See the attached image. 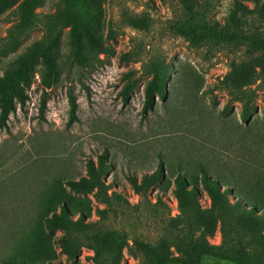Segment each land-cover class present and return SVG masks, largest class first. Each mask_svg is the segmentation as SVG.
<instances>
[{
    "label": "rangeland",
    "instance_id": "rangeland-1",
    "mask_svg": "<svg viewBox=\"0 0 264 264\" xmlns=\"http://www.w3.org/2000/svg\"><path fill=\"white\" fill-rule=\"evenodd\" d=\"M20 2L4 0L0 11V79L38 44L51 47L59 75L46 87L39 57L23 87L24 104L16 103L0 129V264H95L89 239L106 232L123 238L119 264H146L136 241L173 259L182 225L178 175L203 213L198 232L226 247L202 169L217 181L224 202L255 222L246 223L255 236L264 235V51L188 40L171 29L208 24L223 33L259 34L264 0H84L101 50L84 38L82 63L58 20L63 0H43L24 32L16 31ZM134 18H146L148 28L132 27ZM155 77L160 92L144 112ZM69 94L77 104L72 123ZM88 163L104 189L69 187L67 181L88 177ZM62 205L85 226H48ZM63 236L76 245L73 257ZM257 239L245 238L253 241L246 242L252 255L264 252Z\"/></svg>",
    "mask_w": 264,
    "mask_h": 264
},
{
    "label": "trees",
    "instance_id": "trees-1",
    "mask_svg": "<svg viewBox=\"0 0 264 264\" xmlns=\"http://www.w3.org/2000/svg\"><path fill=\"white\" fill-rule=\"evenodd\" d=\"M239 3V1H236L235 5ZM42 4L43 0H21L18 6L20 17L16 31L24 32L31 28L34 23L35 10L41 7ZM63 4V10L58 20L61 22L63 28H69V44L73 49L74 58L78 63H82L84 57L81 55V51L85 48L83 43L84 38L93 48L101 50V45L94 37L89 20L85 15L84 0H63ZM3 6L4 0H0V11L3 10ZM260 15L263 31L259 34L223 33L208 24L192 27L177 23L171 29L174 34L188 40L209 41L218 45L232 46L233 48L243 46L264 51V6L260 9ZM229 16L231 22L237 25L238 17L235 9L230 12ZM129 23L136 29L145 30L148 28L146 18L129 19ZM50 48L44 49L38 44L30 57L26 55L19 58V65L15 72L9 73L0 79V129L6 127L9 114L16 109V103L20 105L24 104L23 87L27 82L29 72L37 64L39 57L42 58L46 66V74L43 80L45 86L50 87L52 82H57L59 72L50 53ZM37 50L41 51L40 55H36ZM155 92H160L156 77L153 78L147 89L146 103L143 108L144 112L151 109V100ZM76 109V100L72 94H69V123L76 120ZM244 120L248 122L247 119ZM244 137L245 135L240 137L243 142L245 141ZM87 169L88 177H81L78 181H67V185L85 193L91 192L94 189L98 191L104 189L98 170L94 168V165L88 163ZM99 169L104 170L103 160L100 161ZM201 172L204 181L208 185V193L213 210L219 215L223 241L226 242L227 246H213L208 242L203 231L198 232L203 213L198 206L195 194L187 189L184 177L178 175L175 179L176 188L174 194L179 209L178 216L182 225L179 230L180 234L175 236L174 248L177 256L173 259H168L151 245L136 241L135 246L143 256L145 263L203 264V260L209 258L216 260L217 264H264V252L250 254L247 250L246 242L253 241H245L247 237L254 241H257V238H259L260 243L264 245V235L261 234L259 237H256L253 228H248L246 224H255V222L251 223L238 216L234 212L233 206L224 202L222 192L218 189L217 181L203 169ZM130 180L136 191L139 192V185H137L134 179ZM144 180H147V178L145 177ZM118 198L120 199V197ZM46 223L48 226L61 230L85 226L81 219L73 221L70 218L68 208L65 205L61 206L60 212L54 213L50 218H47ZM89 240L91 243L87 246L94 251L93 261L95 264H119L121 262L123 247V238L121 236L106 232L102 235H94ZM61 242L66 255L73 257L77 249L73 240L69 236H63Z\"/></svg>",
    "mask_w": 264,
    "mask_h": 264
}]
</instances>
